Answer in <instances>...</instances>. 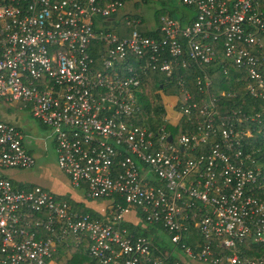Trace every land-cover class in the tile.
<instances>
[{
	"label": "built area",
	"instance_id": "2783aa9c",
	"mask_svg": "<svg viewBox=\"0 0 264 264\" xmlns=\"http://www.w3.org/2000/svg\"><path fill=\"white\" fill-rule=\"evenodd\" d=\"M179 1L192 8L191 20L162 14L147 36L136 28L141 18L124 11L126 0H0V100L27 108L50 129L73 187L112 203L98 219L39 184L18 187L0 173V264H58L69 235L75 247L87 240L98 264H264V252L243 249L264 247V202L256 194L264 175L242 151L250 131L234 122L216 128L211 93L200 100L194 130L174 134L163 123L153 131L136 121L151 70L171 76L197 66L206 88L208 65L234 67L247 93L264 101V0ZM121 18L132 27L123 35L113 31H122ZM180 84L181 94L164 101L173 116L162 118L173 126L184 114L191 122L197 107ZM34 163L22 130L0 119V169ZM126 208L159 225L169 249L120 226ZM190 228L199 235L195 248L185 242Z\"/></svg>",
	"mask_w": 264,
	"mask_h": 264
},
{
	"label": "trees",
	"instance_id": "16d2710c",
	"mask_svg": "<svg viewBox=\"0 0 264 264\" xmlns=\"http://www.w3.org/2000/svg\"><path fill=\"white\" fill-rule=\"evenodd\" d=\"M127 1L129 0H126V2ZM149 1H158L160 6V8L154 10V26L156 23L158 24L159 16L162 14L169 15L180 21L191 20L193 14L192 8L183 5L179 0H177L178 2H174V0H143L142 4L145 5ZM138 5V3H135L133 12L132 10L130 12H125L129 14L130 18H141L142 23L136 26L140 32L147 36H154L156 34L153 28L154 26H146L145 19L140 13ZM118 24L122 28V31L119 29H113V31L120 35L126 34L131 28L124 25L122 18L119 20ZM208 66L209 69H207V72L211 82L206 88L196 80V75L201 73L197 66H194L192 70L190 68H178L171 76H165L159 71L151 70L148 77L144 79L145 86L142 87L143 91L141 98H139L140 102L142 101L141 111L137 114L138 117L136 121L146 125L148 129L153 131L163 123H165L167 129L174 134H179L186 128L194 130L195 126L200 123L203 118V116L198 113L200 100L205 98L208 93H211L216 97V128H224L228 126L229 122H234L235 127L244 130L248 129L250 135L243 137L242 151L244 154L247 153L253 158L254 162L249 164L254 168L258 166L264 175V101L256 99L247 93L241 71L234 67L224 71V69L220 67ZM238 77H240L239 80ZM180 81L185 82L182 87L193 95L192 101L197 103V107L191 109V122L185 118L186 116L184 114L177 125L173 126L165 122L162 118L163 115L167 114L164 101L166 98L173 100L176 94H181ZM222 90L232 92L233 94L222 95ZM176 107L179 108V104ZM12 182L18 187L30 188L33 186L32 184L16 183L14 180H12ZM256 194L264 202V181L261 186L256 189ZM114 198H116V201L122 207H125L126 203L123 197L114 195ZM71 206L73 209L83 214H89L91 217L98 219H105L104 214L97 213L81 202H73ZM120 226L126 227L134 234L144 236L153 235L156 229L160 230L159 225L155 226L154 224H150L149 227L142 228L139 223L134 224L126 219L120 222ZM197 238L199 239L197 231L190 228V235L185 239V242L195 248V240ZM66 241L69 245L59 246L55 255L56 260H62L64 258L62 264H98L95 259L91 258L86 253L87 240H84L79 247L74 246L72 235H69ZM152 242L156 250L167 251L170 247V245L162 243L160 237L155 235H153ZM247 242L251 243L249 237L245 239V243ZM243 249H245L244 254L246 255H259L264 252V247L258 246L255 243H251L249 247ZM68 255H70V259L67 257ZM172 258L175 259L177 257L172 256ZM56 262L58 264L60 263L58 261Z\"/></svg>",
	"mask_w": 264,
	"mask_h": 264
},
{
	"label": "rangeland",
	"instance_id": "374dc122",
	"mask_svg": "<svg viewBox=\"0 0 264 264\" xmlns=\"http://www.w3.org/2000/svg\"><path fill=\"white\" fill-rule=\"evenodd\" d=\"M129 2H131L129 0ZM174 2H178L177 0H174ZM145 4V3H144ZM128 11L130 12L132 10L133 12V6L132 8L129 7V4L127 5ZM130 8V9H129ZM140 8V7H139ZM160 8L159 2L158 1H149L145 5L141 7V14L143 15L145 19V24L146 26L153 27L154 26V10ZM130 28V27H129ZM132 28V27H131ZM166 100H169V98H166ZM168 104V103H167ZM167 115L168 116H173L171 110L167 107ZM31 115V114H30ZM28 119L35 124L39 132L43 135H48L46 138V151H40L36 150V162L35 165L31 168H25V169H17L20 171V177L25 176H33L37 178V181L39 185L45 187L47 186L48 188H52V191H55L56 193H59V188L55 186V184H66L68 181L65 179V173L58 167L57 164V159H56V152H55V147L53 144V138L51 136L50 129L47 127H43L35 118L32 116L28 117ZM31 145L32 140H31ZM19 177V178H20ZM70 186V184H69ZM76 193L77 196H79L82 200V204L85 205L86 207L93 206L94 208L97 209H109L112 205L111 201H109L106 198H91L89 197L85 190L81 189H73ZM68 197H63L66 199L70 204H72L74 201L71 200V196L67 194ZM69 199V200H68ZM88 205V206H87ZM136 213V217L134 220L138 223H140L142 228L149 227L150 224L146 223L143 221L142 217H140V214L138 210L132 209ZM129 211V210H128ZM131 218L133 219L132 215ZM155 236L160 237V241L164 244L171 245L169 236L167 233L163 232L162 230H157L154 232ZM153 235H149V238L153 240ZM70 259V255L67 256ZM90 264V263H89Z\"/></svg>",
	"mask_w": 264,
	"mask_h": 264
},
{
	"label": "crops",
	"instance_id": "0c3cea01",
	"mask_svg": "<svg viewBox=\"0 0 264 264\" xmlns=\"http://www.w3.org/2000/svg\"><path fill=\"white\" fill-rule=\"evenodd\" d=\"M128 4H129L130 8H132V6H134L132 1L131 2H129V1L125 2L124 11H128V8H126ZM142 6H143V4H140V6L138 5V8L140 7L139 8L140 11L142 10L141 9ZM29 116L31 117L30 112L27 108L20 107L17 104L6 103V102H3L0 100V119L4 120V121H9V122L15 124L17 127H19L22 130V132L24 134L25 147L34 155L35 162H36V156H35L36 150L46 151V138L48 135L41 134L39 132V130L37 129V127L35 126V124L28 119ZM31 140H32L33 145H31ZM34 165H35V163H34ZM19 170H17V169H2L1 170L0 169V173L5 175V176H8L12 180H14L16 183H25V184H32V185L39 184L37 181V178H35L33 176H25L24 175V177H20L19 176L20 175ZM65 179L68 181V183H66V184L61 183L59 185L55 184V186L60 189L59 193L52 191L53 189L48 188L47 186H45L44 188L54 192L55 194H57L60 197H62V196L68 197L67 194H69L71 196V200H73L74 202H81L82 199L79 196H77V193L73 190V189H76L77 187H73L71 185L66 174H65ZM69 184H70V186H69ZM77 189L85 190L84 187L77 188ZM88 207L93 209L94 211H96L99 214H105L108 211L107 209H101L100 210V209L94 208L93 206H90V205ZM132 209L133 208H126L123 211V218L134 223V224H136V223H138L134 220V218L136 217V213ZM131 215H132L133 219L131 218ZM63 259L62 260H60V259L56 260L55 259V260L60 262V264H62Z\"/></svg>",
	"mask_w": 264,
	"mask_h": 264
}]
</instances>
